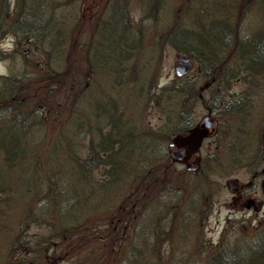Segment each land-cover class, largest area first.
Listing matches in <instances>:
<instances>
[{"label":"rangeland","instance_id":"rangeland-1","mask_svg":"<svg viewBox=\"0 0 264 264\" xmlns=\"http://www.w3.org/2000/svg\"><path fill=\"white\" fill-rule=\"evenodd\" d=\"M142 1L147 3V0ZM214 1L219 4L216 13L218 12L217 15L221 16L224 7L222 3L225 2L228 7H231L239 0ZM104 2L107 4V0H88L91 9L87 10V14L90 16L85 18V22L78 25L76 30H72V38L75 40L73 53L77 67L84 65V61L79 60L76 54L84 45L83 41L93 42L89 54L95 62L101 65L92 69L89 76L90 85L94 87V93L96 90L97 95L104 96L108 101L106 113L101 110L103 107L100 108L102 132H82L81 136L74 138L78 147L76 149L78 158L86 157L90 145L102 139L101 133L110 126L105 119L112 110L109 108L111 103L114 107L113 114H115L113 118L116 121H119L117 118L121 114L122 121L123 118L132 120L133 124L136 121L141 128H155L162 124L164 116L158 110L155 99L160 88L175 77L178 53L166 42L158 44L159 34L167 30L171 22L170 16L174 11L181 13L180 10L183 9L179 8L189 4V0H166L164 13L157 19L145 16L138 0H130L127 12L132 20L133 29L138 33L144 31V35H138L141 39L139 43L141 47L138 46V51L134 50V54L124 60L126 55L123 51L124 44H134L137 36L126 31L123 21L119 23V16L111 15V9L106 13L103 12ZM250 2L253 5L242 22V32L264 30V0H250ZM208 8L212 11L213 6L208 5ZM181 21L187 22L188 19ZM95 24H98L96 31ZM1 43L6 50L17 48L26 53L30 47L26 41L18 42L16 45L17 42L12 36L6 37ZM31 47L30 53L38 56L39 46L33 44ZM10 64L11 62L8 61H0V76L11 74ZM193 64L194 68L187 76L200 80L197 85L201 86L206 79L200 75L199 63L194 61ZM117 70L120 72H114ZM98 71H100L99 74ZM256 76L252 78L255 81L249 83L236 75L231 79L228 87L221 84L203 92L206 98H210L215 92H223L224 96L235 98L234 93L248 91L251 104L248 106L246 104L242 111L233 115H223L218 110L212 111L213 120L218 123V134L206 140L205 145L209 146L202 150L206 162L204 171L200 175L164 169L158 174L148 176L135 173L134 169L129 182L102 187L97 184L104 183L109 173L107 171L104 173V167L99 166L91 171V178L95 184L90 187V196L86 200L80 199L77 205L74 204L75 193L83 192V189L88 186L78 180L77 169L70 172L65 168L68 162L61 160V157L68 158L72 147L63 143L58 160L57 158L53 160L51 155V162L53 160V167L56 171L60 167L64 169L63 173L59 171L57 174L59 176L56 180L57 188L59 185L69 186L68 189L59 191V195L55 194L57 217L61 218L65 213L79 215L80 212L89 210L94 204L100 206L90 213L83 214L85 217L81 222L83 225L80 226V231L75 230L78 235L80 232L81 234L71 241L52 239L50 238L54 230L52 226L32 223L30 216L23 219L24 225L16 224L19 228L15 229L17 233L14 232V238L16 235H19V238L22 236L27 238L29 247L26 248L29 254L24 259L31 261L32 251H34L36 262L42 264H178L175 256L177 253L180 254V251L187 245L173 247L170 235L175 236V243L182 246L184 240L187 239L178 236L182 235L181 229L185 228V225L190 226L185 234L187 237L197 231L193 233V243L197 245L195 244L192 248L201 245L204 259H207L220 246L231 249L236 243H243L242 241L245 240L255 244L264 230V195L261 194L259 184L264 176L260 175L255 180L250 172L254 150L258 151L264 144V79L262 77L256 79ZM205 106L203 102L195 101L190 108L197 126L207 113ZM97 108L95 102L92 101L90 111ZM52 120L48 121L50 127H52L50 123ZM58 121L62 122L59 119ZM11 132L8 137H12L10 142L15 145L16 135H12ZM54 140H57V135L49 133L48 142L53 145ZM2 143H6V140L0 139V145ZM44 148L47 149L46 144L42 147L43 157L46 154ZM262 159H264L263 156ZM46 166L44 157L38 166L41 175L46 173ZM262 166H264V161ZM55 169L52 168L49 171L50 178L54 177ZM18 171H6L0 166V183L8 187L11 184L15 188L14 194L10 187L0 188V264H7L11 260L25 256V250L24 255L22 250H16L11 259L8 258V254L12 251L10 246L12 241L10 227L14 223L12 215L18 214L23 203L25 204L28 197L25 192L26 184L32 182L34 178L31 173L20 174ZM164 172L166 174H163ZM230 180L242 184L246 194L257 190L263 202L258 204L255 201L247 207L244 205L246 199L234 201L233 196L236 192L229 187L228 181ZM48 183L50 184V181ZM87 193L88 190L84 192V195L87 196ZM116 194L118 195L112 198ZM111 198L110 203L105 205L106 201ZM71 201L78 210L69 209L68 205ZM48 208L46 204L44 211ZM165 211H167L166 214ZM18 244L22 248L21 243ZM145 244L148 248H145ZM39 253L41 255H38ZM249 261L251 264L252 260ZM254 262L261 264L256 259Z\"/></svg>","mask_w":264,"mask_h":264},{"label":"trees","instance_id":"trees-1","mask_svg":"<svg viewBox=\"0 0 264 264\" xmlns=\"http://www.w3.org/2000/svg\"><path fill=\"white\" fill-rule=\"evenodd\" d=\"M129 1L107 0V4L104 2L103 10L106 13L111 9V15L119 16V23L123 21L126 31L137 36L134 44H124L123 51L126 53L124 60L129 59L134 54V50L138 51L137 48L141 47L139 46L141 39L138 35H144V31H139V34L133 29L132 20L127 12ZM138 2L145 16L157 19L164 13L166 7V0H147V3L138 0ZM206 3L213 6L212 11H209ZM222 4L223 13L219 16L218 12L216 13L218 2L189 0V4L179 8L183 9L180 10L181 13L174 11L170 16V25L166 31L159 34L158 44L166 42L177 53L184 54L193 62L199 63L200 75L211 82L212 88L221 84L228 87L231 79L236 75L249 83L255 81L252 78L256 75V79L257 77L264 79V30L242 32V22L247 17L253 3L250 0H239L231 7H228L225 2ZM88 9H91L88 0H0V61L11 62L10 67H12L10 75L0 76V139L6 140V143L0 145V166L6 171L19 170L20 174L31 173L34 176L32 182L26 184L25 192L28 197L18 214L12 215L14 223L10 227L12 229L10 243L12 251L8 254V258L11 259L16 250H22L23 255L25 250V256H20L19 259L11 260L7 264H42L36 262L34 251H32L31 261L24 259L29 254L26 248L29 247L26 237L19 238V235H16L14 238L15 229L19 228L16 224L24 225L23 219L26 217L30 216L31 222L37 225L52 226L54 230L50 238L57 241L65 239L71 241L81 234L80 232L78 235L75 230H79L83 225L81 223L85 218L83 214L90 213L100 206L94 204L89 210L86 209L79 215L65 213L61 218L57 217L55 194L59 195V191L69 188L68 185H64V189L60 185L57 188L56 180L59 177L57 174L59 171L63 173L64 169L60 167L56 171L53 167V160L54 158L58 160L63 143L72 147L68 158L61 157V160L68 162L65 168L70 172L77 169L78 180L88 186L83 189V192L75 193L74 204L78 205L80 199L86 200L90 196V187L95 184L91 178V171L99 166L104 167V173L111 172L110 179L97 184L102 187L129 182L134 169L135 173L148 176L151 174L153 176L156 170L162 172L164 167L155 168L149 164L146 165L144 155L150 157L151 151L150 147L144 143L145 139L150 140L154 133L157 134L160 142L155 146L158 158L161 160L167 154L162 140L167 138V125L172 115L175 114L176 127L179 128L188 127L194 122L190 108L199 99L200 91L196 82L200 80L188 77L187 74L175 75L167 85L160 88L155 99L158 110L164 116L161 126L157 129L141 128L138 124H133L130 119H123L124 124H116L112 121V126L122 130L121 135L125 136H121V139L120 137L112 138V130L104 131L101 133L102 139L90 145L86 157H77L78 147L74 138L81 136L82 132H102L100 111L103 110L106 113L108 103L104 96L96 94V90L94 93V87L90 85L89 76L92 69L101 65L95 62L89 54L93 42L85 43L84 40V45L76 52L79 60L84 61L83 66L77 67L73 53L75 40L72 38V30H76L78 25H82L85 22L84 19L90 16L87 14ZM183 19H188V21H181ZM97 27L98 24H95V31ZM8 36L15 38L16 45L18 42L26 41V44L30 46L26 48L28 53L23 50L19 51L17 48L4 49L1 41ZM33 44L40 48L38 56L30 53ZM40 56L42 57L39 59ZM202 98L201 101L209 108L221 109L222 113L233 115L245 108L248 95L240 99L235 97L229 100L223 92H215L210 98L204 96ZM92 101L98 107L94 111H90ZM101 107L103 108L100 110ZM109 108L112 110L104 121L110 123L114 117L112 103ZM50 119H53L50 122L52 127L48 122ZM117 119L121 121L120 117ZM10 132L16 135L15 145L10 142L12 137H8ZM49 133L57 135V140H54L53 145L48 142ZM140 135H142V141H139ZM118 141H120L119 148H115V143ZM44 144L47 145V149L44 148L47 166L46 173L41 175L38 166L44 159L42 156ZM141 156H143L144 163H142ZM118 160L125 162L122 173L119 175L115 173L118 169L112 164ZM135 162L137 166L134 165ZM131 163L133 164L130 165ZM52 168L55 169V175L50 178L49 171ZM2 187H10L13 194L15 193V188L11 184L8 187L0 183V188ZM87 190L86 196L84 192ZM112 198L108 199L105 205L110 203ZM46 204L49 208L44 211ZM74 204L71 201L68 205L70 210H78ZM242 242L236 243L231 249L226 246L216 248L203 264H250V255L253 251L256 260L264 256L262 254L264 230L254 245L249 240ZM135 248L138 249V247ZM145 248H148V245L145 244ZM137 249L136 251H139ZM147 262L152 263L149 260Z\"/></svg>","mask_w":264,"mask_h":264},{"label":"flooded vegetation","instance_id":"flooded-vegetation-1","mask_svg":"<svg viewBox=\"0 0 264 264\" xmlns=\"http://www.w3.org/2000/svg\"><path fill=\"white\" fill-rule=\"evenodd\" d=\"M198 82H196L197 84ZM264 83V82H263ZM186 84H188L186 82ZM210 90V87L206 88L203 92H206L207 90ZM235 97H245V95H248L247 98V106L251 104L250 97L248 91H243L242 93H234ZM228 98V96H227ZM203 98L199 96V101L202 102ZM229 100L233 98H228ZM240 101V100H239ZM206 114L204 116H208V120H206L204 125H201V122L199 123V126H197L196 122L194 121L192 125L186 126L183 128L176 127V119L175 114L172 115V119L170 120V123L168 124V135L166 139H163V147L166 149V155L163 157V159L158 158V151L157 143L160 142L158 139V136L156 133H154L153 138L151 137L150 140L145 139V144L147 147H150V157H145V163L146 165L149 164L150 166H154L155 168L164 167L165 170H172L175 172V170L179 173H188L191 175H200L204 171L205 166V157L203 155V151L205 150L209 145L206 144V140H210L211 138L215 137L218 134V123H216L215 120H213L212 117V111L218 110V109H211L208 106H205ZM218 111L222 112L221 109ZM225 115V113H222ZM155 127V129H157ZM121 131L120 134H118L116 137H120L121 139ZM142 132V130H139ZM125 136V135H122ZM139 141H142V135H140ZM148 142H150L148 144ZM208 143V142H207ZM120 141L115 143V148H119ZM152 147V148H151ZM257 153H253L252 159H251V177H253L255 180L259 178L260 175L264 176V166L262 159V156L264 158V144L261 146V149L254 150ZM142 163H144L143 156H141ZM115 165H121V161L119 162H113ZM250 163V162H249ZM141 164V163H140ZM158 170L155 171V173L158 174ZM154 173V174H155ZM229 186H231L232 189L235 190V195L233 196V200H240V199H246V202L244 205L249 207L252 205L255 201L258 202V204H261L262 198L259 196L257 190H254L250 193H247L244 191V188L242 184L232 180L231 184L228 181ZM261 187V194L264 195V178L260 180L259 182ZM190 227V226H189ZM188 225H185V228L183 227L181 229V234L178 237L183 236L187 240H184V243L182 246H179V244L176 242V237L170 235L171 244L173 247H187L183 250H181L180 254L177 253V256H175V260H177L178 264H203L206 262V258L204 259L202 257L203 250L201 249V245H198L192 248L196 243H193V233H197V231L192 232L191 236L187 237L185 234L187 232V228L189 229ZM169 228V227H168ZM167 228V229H168ZM161 231V230H160ZM162 232V231H161ZM224 232V230H223ZM197 235V234H195ZM173 238V239H172ZM251 242V241H250ZM254 244L253 242L251 243ZM197 245V244H196ZM193 249V251H191ZM264 255V251L262 252ZM256 259L255 252L253 251L250 255V260H252V264H254V260ZM258 262L261 264H264V256L259 257Z\"/></svg>","mask_w":264,"mask_h":264},{"label":"water","instance_id":"water-1","mask_svg":"<svg viewBox=\"0 0 264 264\" xmlns=\"http://www.w3.org/2000/svg\"><path fill=\"white\" fill-rule=\"evenodd\" d=\"M177 62H178V64L175 67V73L178 76H181L184 73H186L188 71L189 67L192 65L190 62V59L187 57H183V56H178ZM206 120H208V117H204V120L202 121L201 125H204Z\"/></svg>","mask_w":264,"mask_h":264}]
</instances>
